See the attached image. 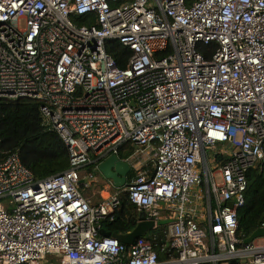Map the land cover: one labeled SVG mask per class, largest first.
<instances>
[{
    "label": "built area",
    "instance_id": "1",
    "mask_svg": "<svg viewBox=\"0 0 264 264\" xmlns=\"http://www.w3.org/2000/svg\"><path fill=\"white\" fill-rule=\"evenodd\" d=\"M0 99L42 102L71 165L0 161V264H264V236L238 234L264 162V0H0ZM128 145L126 186L92 205L81 188ZM124 199L154 222L131 246L99 236Z\"/></svg>",
    "mask_w": 264,
    "mask_h": 264
},
{
    "label": "trees",
    "instance_id": "2",
    "mask_svg": "<svg viewBox=\"0 0 264 264\" xmlns=\"http://www.w3.org/2000/svg\"><path fill=\"white\" fill-rule=\"evenodd\" d=\"M80 26L95 24L92 16L76 19ZM107 51L119 67L125 68L128 61V50L117 41L107 42ZM206 55L211 53L204 48ZM42 102L32 99L8 101L0 99V161L14 153L20 155L22 164L31 171L36 180L61 174L70 169V153L60 137L47 126L41 112ZM135 151L131 145L123 148L120 159L127 160ZM225 161L226 158L221 157ZM88 170H93L89 166ZM249 190L246 205L238 211V234L246 240L260 229L264 222V162L252 168L248 175ZM140 221V211L128 199L111 217L100 224L102 231L110 234L124 235L130 233Z\"/></svg>",
    "mask_w": 264,
    "mask_h": 264
},
{
    "label": "water",
    "instance_id": "3",
    "mask_svg": "<svg viewBox=\"0 0 264 264\" xmlns=\"http://www.w3.org/2000/svg\"><path fill=\"white\" fill-rule=\"evenodd\" d=\"M100 176L106 179L108 182L117 189H122L126 186L130 175L131 167L128 162L120 159L117 155H111L102 161L98 165ZM86 182V181H85ZM232 207L233 204H230ZM141 222L130 232L124 235L110 234L102 231L104 237H113L119 240L121 243L131 246L137 239L145 237L149 231L153 230L154 222L147 220L146 212H140ZM264 236V229L260 228L255 231L245 243L249 244L257 238Z\"/></svg>",
    "mask_w": 264,
    "mask_h": 264
},
{
    "label": "crops",
    "instance_id": "4",
    "mask_svg": "<svg viewBox=\"0 0 264 264\" xmlns=\"http://www.w3.org/2000/svg\"><path fill=\"white\" fill-rule=\"evenodd\" d=\"M100 177L98 176L97 178V185H93V187L90 188H95L93 196L86 198L87 200L90 201V203L92 205H97L100 202H102L104 199L108 198L111 194L115 193L116 191L120 190L115 188L112 183H105L102 181H99ZM99 187H101L102 189H100Z\"/></svg>",
    "mask_w": 264,
    "mask_h": 264
},
{
    "label": "rangeland",
    "instance_id": "5",
    "mask_svg": "<svg viewBox=\"0 0 264 264\" xmlns=\"http://www.w3.org/2000/svg\"><path fill=\"white\" fill-rule=\"evenodd\" d=\"M213 154V151L209 150L208 151V156L209 158L211 157V155ZM210 161H212V159L210 158ZM100 179L99 181H102V182H105L106 184L108 183V181L104 178H102L101 176H99ZM110 183V182H109ZM95 185H97V183H95ZM96 188V187H95ZM95 188H85V187H82L81 188V193L82 195L85 197V198H89V197H92L93 196V193H94V190ZM100 189H102L101 187H99ZM161 224L165 227H167V225L169 224V221H162ZM154 236V231L150 232L148 237L149 238H153ZM259 244H263L264 243V239H260L259 241Z\"/></svg>",
    "mask_w": 264,
    "mask_h": 264
},
{
    "label": "clouds",
    "instance_id": "6",
    "mask_svg": "<svg viewBox=\"0 0 264 264\" xmlns=\"http://www.w3.org/2000/svg\"><path fill=\"white\" fill-rule=\"evenodd\" d=\"M125 161V160H124ZM99 171V170H98ZM98 176H100V173H98ZM131 176V175H130ZM98 178V177H97ZM139 224V223H138Z\"/></svg>",
    "mask_w": 264,
    "mask_h": 264
}]
</instances>
